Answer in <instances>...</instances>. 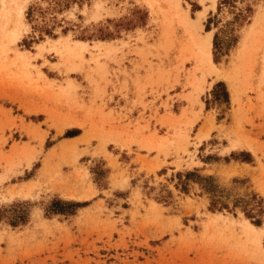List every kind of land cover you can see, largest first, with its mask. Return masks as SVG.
Masks as SVG:
<instances>
[{"label": "rangeland", "instance_id": "obj_1", "mask_svg": "<svg viewBox=\"0 0 264 264\" xmlns=\"http://www.w3.org/2000/svg\"><path fill=\"white\" fill-rule=\"evenodd\" d=\"M263 52L264 0H0V264H264Z\"/></svg>", "mask_w": 264, "mask_h": 264}, {"label": "trees", "instance_id": "obj_2", "mask_svg": "<svg viewBox=\"0 0 264 264\" xmlns=\"http://www.w3.org/2000/svg\"><path fill=\"white\" fill-rule=\"evenodd\" d=\"M212 180L213 179L211 177H205L204 178L205 188L207 189V191H209V192H211V193L214 194V192H212V191H215L213 184H211V181ZM215 202L216 201H213L212 204L215 205ZM59 204L67 205L68 206V209L67 208L57 207V205H59ZM74 206H78V204L75 203V202H63L61 200H55V201H53V203H51V206L49 207V209H47V211H50L51 213H59V212H64V211L71 212V210H69V209H71ZM63 209H65V210H63ZM20 217L19 218L22 221L23 220V217L22 216H20ZM260 222H261L260 219L259 220H256V223L257 224H259Z\"/></svg>", "mask_w": 264, "mask_h": 264}, {"label": "bare ground", "instance_id": "obj_3", "mask_svg": "<svg viewBox=\"0 0 264 264\" xmlns=\"http://www.w3.org/2000/svg\"><path fill=\"white\" fill-rule=\"evenodd\" d=\"M199 13L202 14V12H199ZM208 36H209V35H208ZM79 44H80V43H79ZM210 44H211V40H210V38H208L207 43H206V45H207L206 48H209ZM263 54H264V52H263ZM207 57H208L209 62L212 64L213 62H212V58H211V54H210V52H209V53L207 52ZM260 57L263 58V56H261V55H260ZM262 60L264 61V59H262Z\"/></svg>", "mask_w": 264, "mask_h": 264}]
</instances>
